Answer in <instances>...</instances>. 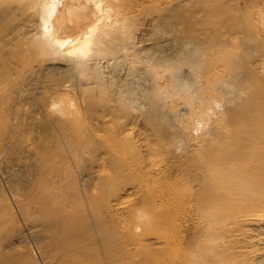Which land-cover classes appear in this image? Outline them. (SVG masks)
<instances>
[{
	"label": "bare ground",
	"instance_id": "obj_1",
	"mask_svg": "<svg viewBox=\"0 0 264 264\" xmlns=\"http://www.w3.org/2000/svg\"><path fill=\"white\" fill-rule=\"evenodd\" d=\"M113 1L130 0H30L29 48L62 60L54 90L80 104L39 125L23 190L7 183L23 234L43 264H263L264 14L236 0H134L112 13ZM145 3L159 5L156 42L112 21L129 23ZM131 117L149 133L139 145L117 123ZM156 153L164 163L144 170ZM105 166L142 196L135 237L120 230L128 206Z\"/></svg>",
	"mask_w": 264,
	"mask_h": 264
},
{
	"label": "rangeland",
	"instance_id": "obj_2",
	"mask_svg": "<svg viewBox=\"0 0 264 264\" xmlns=\"http://www.w3.org/2000/svg\"><path fill=\"white\" fill-rule=\"evenodd\" d=\"M131 1L134 0H130L129 2L113 1L115 4L111 6L112 13L116 5L121 7V5L131 4ZM236 4L256 14L258 11L255 12V10L259 8L257 10H260L264 14V0H236ZM32 5L34 4L30 0H8L6 2L0 0V10L5 8L8 11L4 12L2 21H0V52L4 51V62L0 63V261L3 260V257L4 259L6 257L5 260L6 262L8 260V263L5 264H11L9 261L12 264H43L42 257H39V254L36 252L35 245L23 234L25 229L20 220L18 209L16 208L17 197L7 192V183L12 177L13 182L20 188V191L23 190V185L27 181L25 177L27 163L29 161L27 151L32 148L33 139L39 137V125L47 121L51 115H58L60 113L59 107L63 103H65L64 106L69 104L67 108H69L71 102H73L74 107L80 104L76 92H62L58 90L57 93L54 90V85L57 83L60 73L64 69L62 60H48L46 56L35 55L29 48L30 45L28 43L30 39L39 30L37 29L39 20ZM158 6V4L155 5L152 3L143 4L140 13H135L134 18L129 23H125V19L121 21V13L118 16L112 14V21L115 22L114 19H117L119 24L122 23V26L128 25L129 30L140 32L143 34V38H149L147 43L156 42L155 31L157 27L153 28L151 24L156 22L153 20L156 19L155 11H157ZM106 21L104 20L103 23ZM108 23L109 21L105 24L108 25ZM116 45L118 46V43ZM122 51L121 49L119 53H122ZM114 55L117 56V50ZM202 109L203 106L202 108L200 107V110ZM59 116L62 117L63 114L60 113ZM79 118L86 125L91 123L93 125V118L90 119L87 113L81 112ZM131 118L122 119L117 123L118 125L123 123L122 130L128 134L127 138H130V141L139 145L142 137L149 135V133L146 131L142 119ZM6 134H9V136H6ZM7 141H10V144L8 148H5L4 145ZM140 150L143 152V149ZM29 152H33V150L31 149ZM66 155L63 157L65 158ZM164 161L165 155L162 153L152 154L151 157L148 155L144 158V170L147 169L154 172V169L162 165ZM68 163L70 164L71 161ZM77 166L79 164L74 163V167ZM85 166H87V161H84L81 167L83 168ZM105 167L106 169L102 173L107 176L110 175L109 177H112L114 182L118 180L117 186H122L121 188L118 186L120 191L115 187L116 189L114 188L113 191H116L112 192L111 196L115 194L116 196L114 197H117V202L123 200L128 206H126L127 209L125 210L121 209V207L117 209L119 216H121L120 220H122L121 223L119 220L120 230L126 234V236L124 234L125 238L135 237L139 233H142V230H145L144 221L146 222L147 218L145 214H141L139 215L142 217L141 223L138 222L134 218L137 217L140 219V217L137 214L135 216L131 215L133 210L130 209L140 208L137 203L139 198L142 199V196L140 197L139 193L133 189L135 183L130 180L128 181L126 178L120 179L122 181L119 182V175L117 176L115 172L113 173L111 166ZM107 168L111 169L110 172L113 173L112 175L109 172L110 169ZM74 175L76 174L74 173ZM129 182L132 183L130 184ZM121 189L124 190L121 191ZM108 198H110V194ZM131 220L135 221L131 223ZM135 222L138 223L139 229L133 228ZM146 226L148 225L146 224ZM16 230H21L22 232L20 231L17 234ZM134 230L136 231L133 232ZM145 241L149 243V241H153V237L146 236ZM257 243H253L255 248H258L259 245L261 246L259 242V245L256 247ZM13 257L17 258V260ZM254 258L252 260L256 262L254 261L256 258ZM12 259L14 262L15 260L18 262L14 263ZM0 264H4V261H1Z\"/></svg>",
	"mask_w": 264,
	"mask_h": 264
}]
</instances>
